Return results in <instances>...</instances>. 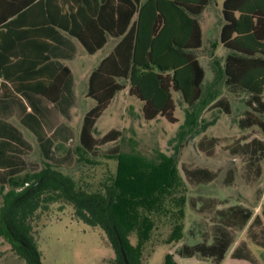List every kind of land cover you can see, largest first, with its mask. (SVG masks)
I'll use <instances>...</instances> for the list:
<instances>
[{"label":"trees","instance_id":"trees-1","mask_svg":"<svg viewBox=\"0 0 264 264\" xmlns=\"http://www.w3.org/2000/svg\"><path fill=\"white\" fill-rule=\"evenodd\" d=\"M209 2L0 0L2 91L6 95L32 92L51 102L57 101L70 69L50 62L49 39L58 29L64 30L93 54L110 35L120 39L89 75L86 94L95 100V105L83 116L80 145L94 150L99 143L118 137L119 131L115 129L101 138L94 136L97 118L115 93L125 87L118 78L128 81V95L141 102L145 120L163 117L176 123L173 92H180L188 105H193L202 94L204 69L192 50L202 43L196 17ZM221 15L219 41L228 50L222 67L224 83L232 91L247 95L248 108L243 111L239 124L244 128L258 125L264 131V120L258 115L264 114V0H223ZM218 104L227 106L226 99L222 98ZM219 140L203 136L199 144L211 153ZM230 150L245 156L248 164L256 167L264 158V141L253 138L240 143L236 139ZM122 164L126 166L125 171L121 170L113 183H104L97 191L85 190L50 163H44L37 171L10 178L9 188L0 194V236L24 264H42L35 233L50 220L52 206L63 209L71 205L75 218L105 233L114 250V256L108 258L110 264H126L122 250L128 264H137L127 248L124 231L133 225L132 219L136 217L133 206L136 200L142 201L143 191L135 183L139 180L137 175H130L126 163ZM187 174L194 181L206 182L213 180L217 171L196 168ZM224 215V226L210 244L183 245L181 253L186 256L199 253L219 264L233 241L227 227L243 228L252 211L231 206ZM260 224V215H255L248 227ZM252 234V239L257 237ZM256 243L264 246V242ZM232 257L253 260L245 242L234 248ZM164 264L179 263L168 254Z\"/></svg>","mask_w":264,"mask_h":264},{"label":"rangeland","instance_id":"rangeland-1","mask_svg":"<svg viewBox=\"0 0 264 264\" xmlns=\"http://www.w3.org/2000/svg\"><path fill=\"white\" fill-rule=\"evenodd\" d=\"M221 6L222 0H210L197 16L202 43L192 52L204 69L202 94L188 105L180 92H173L176 123L163 117L145 120L141 102L128 95L129 84L120 78L125 88L116 92L94 127L97 138L111 129L119 131L118 137L86 150L75 132L67 146L69 157L55 165L87 191L113 183L117 173L125 171L122 162L130 175H137L135 183L143 191L142 201L136 200L133 225L124 231L127 248L137 264H164L168 254L179 264H216L211 257L199 253L186 256L181 249L200 242L210 244L224 226V212L231 206L250 208L252 217L259 214L264 222V159L258 169H252L245 156L230 151L236 138L264 140V131L258 125L240 126L239 119L248 108L247 95L224 83L222 67L228 50L218 36L223 23ZM112 44L109 38L99 55L108 52ZM81 48L77 53L80 63L83 53L87 54ZM83 87L77 86L78 90ZM222 98L227 106L218 104ZM94 103L90 97L82 101L84 108ZM258 115L264 120V114ZM203 136L220 138L211 153L200 147ZM196 168L217 171V176L211 181H194L187 172ZM49 215L50 220L34 236L42 264H110L108 258L114 256V250L101 228L75 218L71 205L63 209L54 205ZM249 222L243 228L227 227L233 237L230 248L245 242L252 256V261L241 259L236 264H264V246L256 243L264 242V234L260 225L249 229ZM252 233L257 237L252 239ZM0 264H24L2 236ZM219 264H232L229 253Z\"/></svg>","mask_w":264,"mask_h":264},{"label":"crops","instance_id":"crops-1","mask_svg":"<svg viewBox=\"0 0 264 264\" xmlns=\"http://www.w3.org/2000/svg\"><path fill=\"white\" fill-rule=\"evenodd\" d=\"M133 19H135V15L132 17ZM109 38H112L113 41L111 48L108 52L99 55V50L105 46ZM119 39L120 37L107 35V41L103 47L93 54H89L76 37L58 29L56 34L49 39L51 42L48 51L49 60L57 66L68 67L70 74L63 84L59 99L55 102L32 92H15L12 95H6L0 85V194L2 190L4 192L9 188L10 178L25 172L39 170L41 162L50 163L55 167L56 164L63 163L69 157L70 150L67 148L69 141L75 132L79 140L83 116L92 107L84 108L82 104V101L88 97L86 93L89 75L113 49ZM81 47L87 54L83 53L80 63L77 60V53L82 49ZM76 67L78 68L77 73L74 71ZM1 81L0 78V84ZM78 84L84 85L83 90H78ZM124 86L126 85L124 84ZM80 100L81 103H79ZM253 138L236 139L240 143H244ZM261 160L258 161L256 167L251 166L252 169H258ZM253 217L250 219L252 220ZM251 220L249 221L251 222ZM260 231L261 233L264 231L262 217ZM235 247H228L223 260L229 253L232 264H236L241 259L251 261L246 258L232 257Z\"/></svg>","mask_w":264,"mask_h":264},{"label":"water","instance_id":"water-1","mask_svg":"<svg viewBox=\"0 0 264 264\" xmlns=\"http://www.w3.org/2000/svg\"><path fill=\"white\" fill-rule=\"evenodd\" d=\"M122 254H123V258H124L125 263L128 264L126 254L123 250H122Z\"/></svg>","mask_w":264,"mask_h":264}]
</instances>
